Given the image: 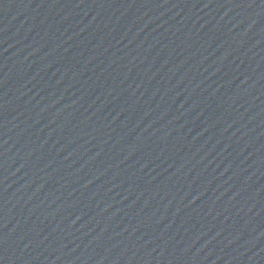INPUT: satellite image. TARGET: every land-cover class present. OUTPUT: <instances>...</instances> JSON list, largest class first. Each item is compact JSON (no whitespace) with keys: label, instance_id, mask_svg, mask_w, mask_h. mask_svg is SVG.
Returning <instances> with one entry per match:
<instances>
[{"label":"water","instance_id":"1","mask_svg":"<svg viewBox=\"0 0 264 264\" xmlns=\"http://www.w3.org/2000/svg\"><path fill=\"white\" fill-rule=\"evenodd\" d=\"M0 264H264V0H0Z\"/></svg>","mask_w":264,"mask_h":264}]
</instances>
